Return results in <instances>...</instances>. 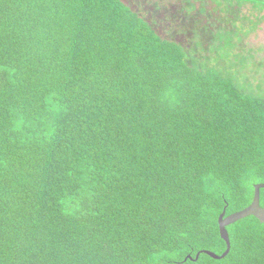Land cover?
Masks as SVG:
<instances>
[{"label":"trees","instance_id":"obj_1","mask_svg":"<svg viewBox=\"0 0 264 264\" xmlns=\"http://www.w3.org/2000/svg\"><path fill=\"white\" fill-rule=\"evenodd\" d=\"M186 3L0 0V264H264V0Z\"/></svg>","mask_w":264,"mask_h":264},{"label":"rangeland","instance_id":"obj_2","mask_svg":"<svg viewBox=\"0 0 264 264\" xmlns=\"http://www.w3.org/2000/svg\"><path fill=\"white\" fill-rule=\"evenodd\" d=\"M149 1H152L153 3L157 2L159 7L166 11L165 19L167 20V23H168L167 27H169L171 25V20L173 19V15L177 14V16H180L181 11H182V7L185 5H188V3H186V1H189V0H149ZM193 4L196 6L197 10H199V8H201L200 3L198 1L197 2L193 1ZM213 5L214 4L209 5L207 7V9H209L210 12L213 14V17L209 18V20L211 22H213L214 20H217L216 15L212 12ZM248 8L250 9L251 5L246 7V8L245 7L243 8L245 10L244 13H247ZM140 9L143 10L142 8H140ZM253 15L257 16V18L260 17L262 19L264 17V10L261 12H255ZM201 18H203V20L204 19L206 20L205 15H204V17L202 16ZM181 22L182 21L180 20V23ZM215 22L216 21H214V23ZM178 25L179 24L173 25V28L177 29ZM259 25H260L259 31L257 32V34L255 36H253V38L251 40V46H253L257 49L263 48L261 53L258 54L259 55L258 57H263L264 56V22L259 24ZM160 27H165V26L161 24ZM258 184H261V183H258ZM258 184H256V185H258Z\"/></svg>","mask_w":264,"mask_h":264},{"label":"water","instance_id":"obj_3","mask_svg":"<svg viewBox=\"0 0 264 264\" xmlns=\"http://www.w3.org/2000/svg\"><path fill=\"white\" fill-rule=\"evenodd\" d=\"M264 189V183L258 184L255 187V195L253 198L252 203L246 207L245 209L232 213L230 215H226V211L222 213L219 219L220 223V231L222 237L227 241L228 243V250L223 253V256H218L212 252H209L213 257L220 258L225 257L228 255L227 253L230 252L231 244H230V238L227 231V226L236 223L239 220H242L244 218L254 216L256 217L261 223H264V207L261 205V190Z\"/></svg>","mask_w":264,"mask_h":264}]
</instances>
